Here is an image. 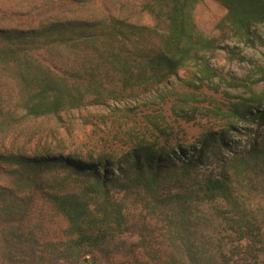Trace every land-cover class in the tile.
<instances>
[{"label": "trees", "instance_id": "16d2710c", "mask_svg": "<svg viewBox=\"0 0 264 264\" xmlns=\"http://www.w3.org/2000/svg\"><path fill=\"white\" fill-rule=\"evenodd\" d=\"M129 1L43 0L46 12L16 24L0 16L1 137L30 119L135 96L190 62L211 77L207 55L224 35L253 43L264 24V0H215L225 9L215 36L195 21L202 0ZM258 72L260 91L211 110L223 127L190 143H170L150 120L162 140L118 159L0 150V264H264Z\"/></svg>", "mask_w": 264, "mask_h": 264}, {"label": "rangeland", "instance_id": "374dc122", "mask_svg": "<svg viewBox=\"0 0 264 264\" xmlns=\"http://www.w3.org/2000/svg\"><path fill=\"white\" fill-rule=\"evenodd\" d=\"M134 4L137 3L128 2L129 6ZM45 5L43 0H0V16H5L2 23L16 24L28 16L46 12ZM224 14L225 9L215 0H202L194 10L196 23L211 36L218 34L216 25ZM140 21L152 23L147 13L141 14ZM253 30L256 34L253 43L224 35L221 47L207 55V63L216 73L211 77L197 71L199 63L190 62L177 76L135 96L112 98L105 104L27 120L5 137L0 136V150L29 156L49 152L63 157L75 154L118 159L137 143L162 140L150 120L167 127L170 143H190L207 130H220L223 121L211 110L222 107L231 96L248 97L250 89L259 92L262 87L257 78L258 67L264 66V24L255 25ZM182 106L192 113L193 120L179 116L178 109ZM0 183H6L1 169Z\"/></svg>", "mask_w": 264, "mask_h": 264}]
</instances>
